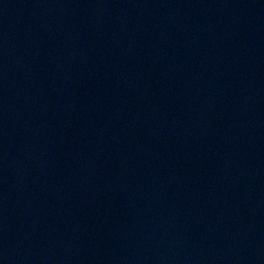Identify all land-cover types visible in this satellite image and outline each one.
<instances>
[{"label":"water","instance_id":"95a60500","mask_svg":"<svg viewBox=\"0 0 264 264\" xmlns=\"http://www.w3.org/2000/svg\"><path fill=\"white\" fill-rule=\"evenodd\" d=\"M0 264H264V0H0Z\"/></svg>","mask_w":264,"mask_h":264}]
</instances>
